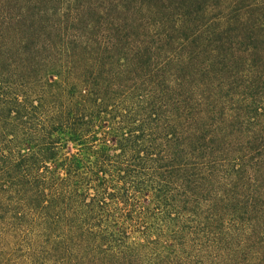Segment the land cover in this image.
Returning <instances> with one entry per match:
<instances>
[{"label":"trees","instance_id":"obj_1","mask_svg":"<svg viewBox=\"0 0 264 264\" xmlns=\"http://www.w3.org/2000/svg\"><path fill=\"white\" fill-rule=\"evenodd\" d=\"M262 231L264 0H0V264H264Z\"/></svg>","mask_w":264,"mask_h":264},{"label":"rangeland","instance_id":"obj_2","mask_svg":"<svg viewBox=\"0 0 264 264\" xmlns=\"http://www.w3.org/2000/svg\"><path fill=\"white\" fill-rule=\"evenodd\" d=\"M73 149H76V146L72 144ZM263 225V224H262ZM264 232V231H262ZM261 232V233H262ZM264 236H262V238L260 239V242H264ZM133 241H135L136 243L140 241L138 236H133ZM251 255V254H250ZM247 256L246 258L242 259L243 257H241L240 259L236 260V262H234V264H255L254 263V258H256L257 256Z\"/></svg>","mask_w":264,"mask_h":264}]
</instances>
